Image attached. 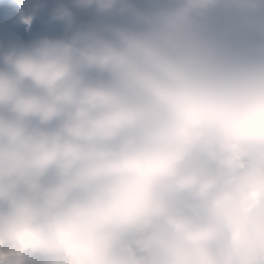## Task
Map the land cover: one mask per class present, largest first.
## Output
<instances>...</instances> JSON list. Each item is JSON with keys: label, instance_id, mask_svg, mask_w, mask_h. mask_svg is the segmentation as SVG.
Instances as JSON below:
<instances>
[{"label": "clouds", "instance_id": "1", "mask_svg": "<svg viewBox=\"0 0 264 264\" xmlns=\"http://www.w3.org/2000/svg\"><path fill=\"white\" fill-rule=\"evenodd\" d=\"M74 6L0 50V264H264V0Z\"/></svg>", "mask_w": 264, "mask_h": 264}]
</instances>
